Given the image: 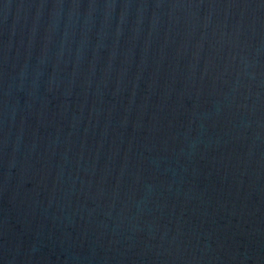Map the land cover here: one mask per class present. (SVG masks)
Here are the masks:
<instances>
[{
	"label": "water",
	"instance_id": "obj_1",
	"mask_svg": "<svg viewBox=\"0 0 264 264\" xmlns=\"http://www.w3.org/2000/svg\"><path fill=\"white\" fill-rule=\"evenodd\" d=\"M0 264H264V0H0Z\"/></svg>",
	"mask_w": 264,
	"mask_h": 264
}]
</instances>
